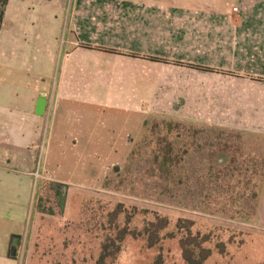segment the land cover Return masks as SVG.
<instances>
[{"label": "crops", "instance_id": "1", "mask_svg": "<svg viewBox=\"0 0 264 264\" xmlns=\"http://www.w3.org/2000/svg\"><path fill=\"white\" fill-rule=\"evenodd\" d=\"M15 12H37L22 26L43 40H18ZM6 22L0 264H18L7 249L28 225L35 176L79 188L70 178L91 171L85 158L115 150L98 145L112 114L135 118L126 156L152 119L264 135V0H8Z\"/></svg>", "mask_w": 264, "mask_h": 264}, {"label": "rangeland", "instance_id": "2", "mask_svg": "<svg viewBox=\"0 0 264 264\" xmlns=\"http://www.w3.org/2000/svg\"><path fill=\"white\" fill-rule=\"evenodd\" d=\"M37 14L14 13L20 27L18 40H43L37 27H23L25 16ZM4 27L0 43L13 40L14 28L7 22ZM65 36L66 31L63 40ZM56 39L61 40V35ZM114 117L98 145L115 150L85 158L91 171L70 178L75 185L79 182V188L56 192L52 182L37 174L28 225L21 226L20 237H10L8 256L17 258L18 264H97L107 236L124 227L139 232L158 212L169 218L168 232L176 233L174 226L183 219L194 222L193 235H209L204 247L211 255L204 264H264V135L152 119L142 136L132 141L130 157L124 145L131 142L123 130L133 126L135 118L118 115L115 123ZM166 135L173 152L182 157L179 173L184 177L181 185H169L176 188L171 195L159 189L155 161L156 145ZM106 168L110 172L103 182ZM63 173L69 178L68 172ZM183 236L176 233V238L151 249L143 238L129 236L108 264H157L159 257L161 264H185L179 243Z\"/></svg>", "mask_w": 264, "mask_h": 264}, {"label": "trees", "instance_id": "3", "mask_svg": "<svg viewBox=\"0 0 264 264\" xmlns=\"http://www.w3.org/2000/svg\"><path fill=\"white\" fill-rule=\"evenodd\" d=\"M7 3L8 0H0V31L2 29ZM147 125L148 123H145L144 129ZM168 125L171 126V124ZM167 137L168 135L160 138L162 140H159L158 145H156L155 161L158 167V179L161 184L159 189L162 191V194L171 195L176 188H169V185H181L184 177L179 173L181 170L180 163L182 162V157L179 158L178 154L173 152V144H168L166 142ZM162 144L164 146H161ZM133 152L134 151L131 152L130 157ZM117 169L118 167H115L113 170ZM50 185L56 192H59L62 188H66V186L58 185L53 182ZM170 224L171 222L167 216L154 212L153 220L146 224L139 232H131L127 227L117 230L114 236L109 235L105 238L97 259V264H108V260H115L121 253L125 239L129 236L133 239L143 238L146 241L147 248L151 249L160 245L165 239L176 238V233L184 234V236L180 238L179 243L185 264H204L211 255V250L204 247L208 242L209 235H201V233L193 235L192 227L194 222L192 221L179 219L174 226L176 233L172 231L168 232ZM159 261L160 257L158 258L157 264H161Z\"/></svg>", "mask_w": 264, "mask_h": 264}, {"label": "water", "instance_id": "4", "mask_svg": "<svg viewBox=\"0 0 264 264\" xmlns=\"http://www.w3.org/2000/svg\"><path fill=\"white\" fill-rule=\"evenodd\" d=\"M45 105H46V98L45 95L40 94L39 98L37 100V110H38V114H41L42 111L45 109ZM16 253V250H14ZM14 253V252H13ZM15 255V254H14Z\"/></svg>", "mask_w": 264, "mask_h": 264}, {"label": "built area", "instance_id": "5", "mask_svg": "<svg viewBox=\"0 0 264 264\" xmlns=\"http://www.w3.org/2000/svg\"><path fill=\"white\" fill-rule=\"evenodd\" d=\"M35 177L38 178L37 175Z\"/></svg>", "mask_w": 264, "mask_h": 264}]
</instances>
